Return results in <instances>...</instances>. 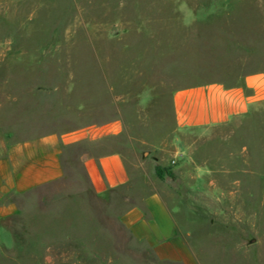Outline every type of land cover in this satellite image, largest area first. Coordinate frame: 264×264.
<instances>
[{
  "label": "rangeland",
  "instance_id": "rangeland-1",
  "mask_svg": "<svg viewBox=\"0 0 264 264\" xmlns=\"http://www.w3.org/2000/svg\"><path fill=\"white\" fill-rule=\"evenodd\" d=\"M263 39L264 0H0V155L121 120L133 185L162 194L198 264H264V104L190 128L173 104L176 89L231 72ZM134 186L96 193L66 162L60 180L12 194L0 264H182L123 224Z\"/></svg>",
  "mask_w": 264,
  "mask_h": 264
},
{
  "label": "crops",
  "instance_id": "crops-1",
  "mask_svg": "<svg viewBox=\"0 0 264 264\" xmlns=\"http://www.w3.org/2000/svg\"><path fill=\"white\" fill-rule=\"evenodd\" d=\"M262 44L264 39L261 43L256 40L249 43L252 47L247 48L248 59L234 65L231 72L215 80H201L176 89L173 104L178 127L224 124L234 118L250 116L263 105ZM126 135L123 122L112 120L13 141L0 155V219L18 210V203L11 199L12 194L60 180L66 175V162L70 161H79L96 193L132 188L136 176L131 174L121 151ZM77 147H83L82 151L73 154ZM136 188L138 197L135 196L134 203L122 213V222L132 236L151 247L160 260L198 264L183 229L162 194L156 190L145 191L146 186Z\"/></svg>",
  "mask_w": 264,
  "mask_h": 264
},
{
  "label": "trees",
  "instance_id": "trees-1",
  "mask_svg": "<svg viewBox=\"0 0 264 264\" xmlns=\"http://www.w3.org/2000/svg\"><path fill=\"white\" fill-rule=\"evenodd\" d=\"M166 170L168 171V173L171 174V171H170L169 169L163 168V167H161V166H159V165L156 167V172H157V174H158L160 177H163V176H164V172H165Z\"/></svg>",
  "mask_w": 264,
  "mask_h": 264
}]
</instances>
